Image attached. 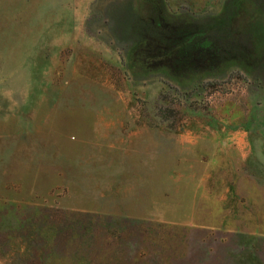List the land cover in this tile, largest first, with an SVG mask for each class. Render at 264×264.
<instances>
[{"label":"rangeland","instance_id":"obj_1","mask_svg":"<svg viewBox=\"0 0 264 264\" xmlns=\"http://www.w3.org/2000/svg\"><path fill=\"white\" fill-rule=\"evenodd\" d=\"M0 264H264V0H0Z\"/></svg>","mask_w":264,"mask_h":264},{"label":"crops","instance_id":"obj_2","mask_svg":"<svg viewBox=\"0 0 264 264\" xmlns=\"http://www.w3.org/2000/svg\"><path fill=\"white\" fill-rule=\"evenodd\" d=\"M246 133L231 131H201L180 133L176 145L187 149H201L203 147L218 151L223 148L242 150L246 146ZM242 140V141H241Z\"/></svg>","mask_w":264,"mask_h":264}]
</instances>
